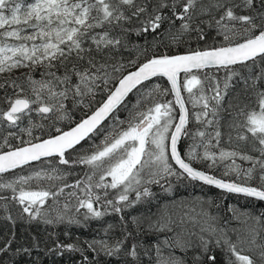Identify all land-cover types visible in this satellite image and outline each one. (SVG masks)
Returning a JSON list of instances; mask_svg holds the SVG:
<instances>
[{
  "label": "snow or ice",
  "instance_id": "1",
  "mask_svg": "<svg viewBox=\"0 0 264 264\" xmlns=\"http://www.w3.org/2000/svg\"><path fill=\"white\" fill-rule=\"evenodd\" d=\"M10 4L14 6L9 8ZM238 10L247 14H238ZM5 11L11 13L10 18L5 15ZM213 11L216 13L215 16L212 14ZM203 16L210 17L207 21L209 26L215 25L223 30L225 41H229L228 46L192 50L180 55L166 53L152 55L137 65L135 70L127 71L126 74L125 65L111 62L115 60L111 54L123 47L124 40L133 32L141 38L151 36L152 47L165 41L169 44L178 43L188 32H196L199 39H204L206 34L201 28L205 23L201 19ZM176 21H180L179 27ZM165 23H168L167 29H163ZM21 24L24 27H11ZM8 28L11 30H7ZM26 29L32 31L28 32ZM116 29L120 30L119 35L112 34ZM0 30H3L0 31V73L11 72L13 69H28L16 79L0 82V89L5 88V85H10L14 89L12 96L3 98L7 107L0 108V127L4 123L16 127L32 112L40 114L43 119L50 116L56 117L57 120L63 119L68 111L65 101L69 98L76 105L84 104L85 98H91L85 105L90 108L99 87L98 81L105 86L106 91V99L99 101V106L95 110L90 114L86 113L68 131L56 129L58 134L38 143L25 142L22 138L16 137L27 146L0 152V173L54 154L58 155L61 164L68 165L70 159L65 158L66 153L70 156L68 150L76 151V147L89 137L90 133L99 132L102 122L109 118L118 106L125 103L126 97L137 88V85H141L150 77L166 76L171 82L170 91L175 93V104L179 105V120L178 123H174L173 101L164 103L150 101L152 93H149L148 97L141 96L136 101L126 128L119 130L114 128L94 151L81 156L78 161H72L92 165L95 170L102 173L101 182L93 184L92 176H88L83 182V187L82 181L77 180L74 185L65 184L55 192L26 191L21 187L18 197L14 198L22 205V212L27 213L30 219L42 218L45 215L42 208L47 199L57 197L67 187L77 188L83 193V199L75 191L69 193L77 197L79 208H86L91 216L101 217L104 213L94 207V203H98L101 196L94 189L109 187L118 189L124 185L123 191L115 201L106 200L112 211L119 213L122 207L117 205L129 202L127 192L134 183H140L138 177L144 169H147L151 176L163 174L178 179L190 178L215 185L230 193H243L264 201V90L256 93L259 111L247 113L244 123L233 125L237 129V139L250 141L254 151L259 155H250L248 151L220 153L221 159L239 155L242 160L252 162V166L243 173L245 177L243 183L226 181L197 169L192 163L197 159L195 150L182 154L178 148L181 135L187 134L186 125L189 122V112L185 107L181 90L183 88L189 94H193V88L201 85V81L195 75L181 83L178 79L179 73L187 74L192 69L208 68L211 65L228 67L246 61L254 62L257 57L264 62V0H214L209 5H205L203 0H35L34 3L27 5L22 15L21 5L15 3V0H0ZM236 37H240L243 42L232 43ZM10 39L19 43H9ZM145 43L148 41L145 40ZM143 51L147 53L148 49L144 48ZM38 67L45 69L41 80H35L32 76ZM61 69L63 73L58 75ZM114 73L120 75L114 76ZM261 78L264 79V76ZM109 84L112 87H108ZM228 87L226 82L222 92L219 84H216L212 88L214 95L208 97L201 94L195 99L194 103L203 105L202 113L196 116L197 120L201 115L205 117L210 113L213 117L217 115ZM168 91L164 90L162 94H167ZM212 101L215 103L211 104ZM149 102L151 106L146 111L139 110ZM118 123L123 124L124 121ZM207 123L213 124L214 121L209 120ZM171 128H174V131H170ZM21 131H27L31 135V128ZM197 135L204 137L205 132L199 131ZM13 136L15 133L8 131L4 137L5 143L7 144L9 138ZM220 137L221 132L217 128L215 138L219 141ZM229 139L231 140V136ZM146 145L155 147L148 151ZM203 158L215 162L214 153L206 151ZM172 162L178 165V169L173 167ZM227 174L226 172L225 175ZM94 175L96 171L93 172ZM105 176L111 177L110 184L102 183ZM35 177L39 179L41 173L36 172ZM31 179V176L20 177L18 182L27 184ZM49 179L52 177L49 176ZM251 181L258 183L253 186ZM152 182L159 183L158 180ZM0 188H9L16 192L13 183L0 184ZM104 195L106 197L107 193ZM143 195H150L147 188L144 189ZM140 196L141 193L137 191V198ZM8 218L11 219L10 216ZM57 219L62 220L63 217ZM85 219H88L87 215ZM44 222L53 223L48 219ZM131 237L132 233L127 232L125 240ZM125 240L117 242L116 251L123 247ZM11 243V240L8 241L5 247ZM216 243L221 242L217 240ZM245 243L255 248L253 254H242L244 249L240 246ZM223 244L229 253L227 264H264V242L257 244L255 236L249 240L238 238L236 242L227 239ZM200 247L206 264H217L216 255L210 254L209 243L201 239ZM88 248L92 251L103 250L108 255L113 253V249L103 241L90 242ZM4 250L0 248V252ZM53 250L83 249L77 244L57 242ZM128 255L137 257L136 243L131 244ZM84 259L87 260V256ZM171 264L177 262L172 261Z\"/></svg>",
  "mask_w": 264,
  "mask_h": 264
},
{
  "label": "trees",
  "instance_id": "2",
  "mask_svg": "<svg viewBox=\"0 0 264 264\" xmlns=\"http://www.w3.org/2000/svg\"><path fill=\"white\" fill-rule=\"evenodd\" d=\"M17 1L28 3L33 0H15V2ZM238 14L247 13L238 10ZM201 19L205 21L201 25L203 32L206 34L204 39H199L196 32H188L178 43L169 44L168 41H165L163 44L152 47L151 36L141 38L133 32L129 38L124 40V46L116 49L111 54L115 57V60L111 62L125 65L124 72L126 73L152 55L165 53L176 55L192 50H205L229 45V41H225L223 37L217 34L215 25H208L209 16H204ZM176 24H180V21H176ZM21 26L23 27L22 24ZM167 28L168 23H165L163 29ZM97 31H100V29H97ZM112 34L119 35L120 30L116 29ZM145 40L148 41L147 44ZM240 41H242L241 38L232 41V43ZM144 48L148 49L147 53L143 51ZM15 70H21L20 74H16ZM27 71L28 69L21 68L13 69L11 74L9 72H6L4 75L0 74V82L16 79ZM44 71V68L38 67L33 71L32 76L40 77ZM62 73L63 69L58 74ZM193 75L197 76L201 81V85L193 88V94H189L183 88L181 90L184 101L187 104L189 122L186 125L187 134L181 135L178 148L182 154H187L194 149L197 155L201 144L206 145L207 132L211 129L215 131L218 128L221 132L219 141L215 138L214 133L212 137L213 143L210 147H206L207 152L215 154V162L212 159H204L205 153H203L201 160L195 159L192 161L193 166L219 178L243 183L245 179L243 173L252 166V162L242 160L239 155L221 159L220 153L221 151H248L250 155H259L258 152L254 151L250 141H239L235 137L237 136V129L233 125L244 122V117L241 115L235 116L234 114H237L243 107L256 102V93L261 91L259 87L264 89V79L261 78L264 76V62L257 57L254 62L246 61L221 68L196 69L187 74H179L178 79L183 83L185 79H190ZM154 81H158L161 88L160 91L153 92L149 100L160 103L173 101L175 123L178 118V106L175 104L173 94L170 91V85L165 78L157 77L154 80L145 82L136 89L128 100L117 108L110 118L101 125L100 131L90 134L89 137L76 147V151L68 150L70 156L66 153L65 157L70 159L68 165L61 164L59 157L53 156L6 173H0V184L13 183L16 187L15 193L12 189L0 188V197H2L0 199V248L5 249L0 252V264H156L153 244L161 236V232L156 227L159 223L152 224L150 220L155 218V215L160 211L165 202L176 197H191L198 193L209 196V199H211V202H209L211 203L210 208L223 219L230 217L231 205L239 206L256 213L259 212L264 219V201L215 189L190 178L178 179L175 176L164 178L159 183L142 186L135 191H128L129 202H121V204L117 205L122 207V211L119 213L113 212L111 206L106 203V200L115 201L122 192L121 188L124 185L119 186L118 189L110 187L107 189H94L101 196V200L98 203H94V207L104 213L101 217L91 216V214L87 213L86 208H79L77 197L71 196L69 193L75 191L81 199L84 197L83 193L74 187L64 188L63 193L58 194L55 198L49 197L42 208L45 214L42 218L30 219L27 213L22 212V205L14 198L18 197L21 187L26 191L49 190L55 192L63 188L65 184L74 185L77 180L82 181L81 187H83V182L86 181L88 176H92L93 184L101 182L100 175L102 173L95 170L92 165L78 162L72 163V161H78L81 156L88 155L94 151L96 146L101 145L105 136L114 128L117 130L126 128V120L129 119L128 113L130 112L129 104L136 94L141 92L146 86H150ZM226 82L229 87L226 90L227 94L221 102L217 115L215 117L211 113L207 117L201 115L200 119L197 120L196 116L202 113L203 105L202 103H194L195 99L201 94L208 97L214 95L212 88L216 84H219L223 92ZM164 90L169 91L167 94H162ZM13 91L14 89L8 87V85L0 89V108L6 109L7 105L3 98L5 96H12ZM104 99H106V91L104 87L100 86L96 90L90 108L81 104L76 105L69 98L65 102L68 111L63 119L57 120L54 116L43 119L41 115L33 114L29 117L31 124L28 125V128H31V135L27 131H19V127L16 128L14 131L15 136L10 137L7 144L5 140L0 142V152L26 145L22 144L21 139H17L16 137L22 138L25 142L31 141L33 143L58 134L56 129L62 131L68 130L78 123L86 113L90 114L92 110L99 106L98 102ZM210 103L214 104L215 102L212 101ZM257 104L258 102L254 103V105ZM150 106L151 102L146 103L139 110L146 111ZM234 110L238 111L235 113L231 112ZM209 120L214 121V123L208 124L207 121ZM118 121H124V123L119 124ZM199 131L205 132V136L200 137L197 135ZM229 136H231V140ZM9 145H11V148H9ZM154 147V145H146L148 151L153 150ZM144 158L147 159V156ZM94 171H96V175L93 176ZM36 172L41 173L39 179L35 177ZM226 172L228 173L227 175H225ZM29 176L32 179L27 184L18 182L20 177ZM49 176L52 179H49ZM102 183L110 184L111 177L105 176ZM250 183L255 186L258 181H251ZM145 188L149 190L150 195H143ZM137 191L141 193L139 199L137 198ZM105 193H107L106 197ZM78 208L79 211H77ZM85 215L88 216V219H85ZM9 216L11 219L8 218ZM61 216L63 219L58 220L57 218ZM45 219L52 220L53 223H45ZM127 232H131L132 237L125 240ZM102 237L108 239V245L113 249L111 255L106 254L103 250L99 252L88 248L90 241ZM10 240L12 243L5 247ZM121 240H125V243L119 251H116L117 242ZM57 242L77 244L83 250H53ZM133 243L137 244L138 255L136 258L128 255L129 247ZM209 247L211 249L210 254L217 257V264H227L229 253L225 247L222 245L219 247L213 241L209 243ZM177 252L181 255L179 256L180 264H206V258L198 248L184 252L177 250ZM85 256H87V260L84 259Z\"/></svg>",
  "mask_w": 264,
  "mask_h": 264
},
{
  "label": "rangeland",
  "instance_id": "3",
  "mask_svg": "<svg viewBox=\"0 0 264 264\" xmlns=\"http://www.w3.org/2000/svg\"><path fill=\"white\" fill-rule=\"evenodd\" d=\"M34 2L35 0L31 2L29 1L28 3L18 2V1L15 3H19L21 5V15H22L27 5ZM213 2L214 0H203V3L205 5L212 4ZM13 6L14 4H10L9 8ZM212 14L215 16L216 15L215 11H213ZM5 15L10 18L11 13L9 11H5ZM176 25L177 27H179V24ZM11 27H22V26L13 25ZM7 30H11V28H8ZM26 31L30 32L32 31V29H26ZM216 31L218 35L224 38L223 30L216 27ZM239 38L240 37H236L234 40H237ZM8 42L19 43V41H15L14 39H10ZM15 72L16 74H20L21 70L20 71L15 70ZM5 73H0V74L4 75ZM11 73L12 71L9 72V74ZM113 75L119 76L120 73H114ZM33 78L35 80H41L42 76L33 77ZM44 78L46 79V77ZM97 83L99 87L102 86L104 87L105 90V86L102 83H100L99 81ZM8 87L11 86L8 85ZM108 87H112V85L109 84ZM160 88H161L160 83L158 81H154L151 83L150 86H146L145 88L142 89L141 92L136 94L134 96V99L131 101V103L130 104L128 103L130 105V112L128 113V118L130 117V114L133 113L136 101L141 96L148 97L149 93L155 92L154 89H156V91L158 92L160 91ZM259 89L262 90L263 88L259 87ZM11 95H13V93ZM255 101L258 102L257 97ZM88 103H89V98H85L84 104L81 105L85 106ZM254 103L252 105H248L247 107H243L242 109H240V111L237 114L234 115L235 116L241 115L242 117H244L243 121L245 122L247 113L252 111H259L258 104L254 105ZM236 111L238 110H234L231 112L235 113ZM33 114L40 115L36 112H32L28 116H25L23 120L19 122V124L16 127H10L9 125H7V123H4L3 126L0 127V142L4 141V137L6 136L8 131L14 133L15 129L18 127H19L18 128L19 131H21L20 129H24V128L27 129L28 125L31 124L29 117H31ZM128 120L129 119H127L126 121L128 122ZM24 124L26 125L24 127H21ZM214 133L215 131L213 129L207 132V137L205 139L206 145L201 144L196 155L197 156L196 160L199 159L201 160L202 154L207 151L206 147H210V145L213 143L212 137ZM173 167H175L174 164ZM167 177L169 176H165L163 174H161L160 176H151L149 175L148 170L144 169L141 171V174L138 177L140 179V183L139 184L134 183L128 191H135L142 186L153 183L152 182L153 180L160 181ZM123 189L124 186L121 188V191H123ZM210 200L211 199H209V196L204 195L202 193H198L197 195L191 197L189 196L176 197L164 203L160 211L155 215V218L150 220L152 224L159 223V225H156V227H158V231L161 232V236H159L157 241L154 242L153 244L156 264H171L172 261H176L177 264H180L181 262L179 256L181 255L177 252V250H179L180 252L182 251L184 252L198 248L199 250L203 251L202 248L200 247L201 239H203L208 243H211L212 241L216 243V241L219 240L221 243L220 244L216 243V244L219 247L220 245H222L225 248L226 246L223 244V241L227 239L236 242L238 238L249 240L253 236H255L257 244L264 242V219L259 214V212L256 213L251 210L240 208L239 206L231 205L230 217L228 219H223L219 215H216V213H214L213 210L210 208V204H211L209 203L211 202ZM93 241H103L109 244L108 239L104 237L92 240L90 242ZM97 247L99 249V245H97ZM240 247H243L244 249L242 254L251 255L255 252V248L250 247L247 243L241 245Z\"/></svg>",
  "mask_w": 264,
  "mask_h": 264
},
{
  "label": "water",
  "instance_id": "4",
  "mask_svg": "<svg viewBox=\"0 0 264 264\" xmlns=\"http://www.w3.org/2000/svg\"><path fill=\"white\" fill-rule=\"evenodd\" d=\"M241 42H243V41H241ZM187 53V52H186ZM186 53H181V54H186ZM176 55H180V54H176ZM214 67H223V66H216V65H211V66H209L208 68H214ZM204 69V68H203ZM133 70H135V68L134 69H132L131 71H133ZM192 70H196V69H192ZM181 73H184V72H180L179 74H181ZM126 74V73H125ZM157 77H163V78H165L167 81H168V83H169V85H170V89H171V82L168 80V78L166 77V76H162V75H158V76H155V77H150L149 78V80H146V81H143L142 82V84L143 83H145V82H148V81H151V80H153V79H155V78H157ZM138 86V85H137ZM172 94H173V98H174V100H175V93L174 92H172ZM181 95H182V92H181ZM183 97V96H182ZM183 100H184V98H183ZM184 103H185V101H184ZM177 106H178V118H177V120H176V122L175 123H178V120H179V105L177 104ZM119 107V106H118ZM185 107L187 108V106H186V103H185ZM188 109V108H187ZM116 111V110H115ZM114 111V112H115ZM112 115V114H111ZM110 115V116H111ZM108 118H106V120H107ZM105 120V121H106ZM105 121H103L102 122V124L105 122ZM75 126V125H74ZM73 126V127H74ZM72 128V127H71ZM70 129V128H69ZM68 129V130H69ZM68 130H65V131H68ZM171 131H174V128H172V130ZM90 134H92V133H90ZM89 134V135H90ZM87 138V137H86ZM85 138V139H86ZM45 139H48V138H45ZM41 141V140H40ZM40 141H37V142H33V143H38V142H40ZM82 142V141H81ZM24 146H27V145H24ZM20 147H22V146H20ZM14 149V148H13ZM10 150H12V149H10ZM7 151H9V150H7ZM4 152V151H3ZM53 156H58V155H53ZM53 156H51V157H53ZM46 158H50V157H42L40 160H42V159H46ZM32 162H35V161H31V162H29L28 164H30V163H32ZM174 163V162H173ZM21 166H23V165H21ZM177 167H178V165H176ZM20 167V166H19ZM12 170V169H11ZM204 171V170H203ZM207 172V171H206ZM208 174H210V175H213V174H211V173H209V172H207ZM215 176V175H214ZM217 177V176H216ZM217 178H219V177H217ZM222 179V178H221ZM225 180V179H224ZM197 181H199V180H197ZM226 181H228V180H226ZM199 182H202V183H205V182H203V181H199ZM206 184V183H205ZM208 185V184H207ZM211 186H213V187H216L215 185H211ZM217 188V187H216ZM222 190H225V189H222ZM227 191V190H226ZM238 194H243V193H238ZM243 195H245V194H243ZM253 198H256V197H253ZM257 199H259V198H257ZM260 200V199H259ZM262 201V200H261Z\"/></svg>",
  "mask_w": 264,
  "mask_h": 264
},
{
  "label": "bare ground",
  "instance_id": "5",
  "mask_svg": "<svg viewBox=\"0 0 264 264\" xmlns=\"http://www.w3.org/2000/svg\"><path fill=\"white\" fill-rule=\"evenodd\" d=\"M241 42V41H240ZM237 64H239V63H237ZM231 66V65H230ZM214 68H221V67H214ZM208 69V68H207ZM132 70V69H131ZM191 71H193V70H191ZM154 80V79H153ZM149 82V81H148ZM144 84V83H143ZM142 85V84H141ZM141 85H138L137 86V88H135V89H133V91L131 92V93H129V95H128V97H126V101L128 100V98L135 92V90L136 89H138ZM260 90V89H259ZM264 90V89H263ZM125 101V102H126ZM187 105V104H186ZM120 107V106H119ZM118 107V108H119ZM95 110V109H94ZM42 118V117H41ZM110 118V117H109ZM108 118V119H109ZM107 119V120H108ZM51 158V157H50ZM47 159V158H46ZM43 160V159H42ZM36 162V161H35ZM32 163H34V162H32ZM32 163H30V164H32ZM173 163V162H172ZM174 164V163H173ZM27 165H29V164H27ZM175 165V164H174ZM23 166H25V165H23ZM176 166V165H175ZM20 167H22V166H20ZM177 167V166H176ZM195 167V166H194ZM17 168H19V167H17ZM178 168V167H177ZM16 169V168H15ZM198 169V168H197ZM13 170V169H12ZM199 170H201V169H199ZM10 171V170H9ZM197 181V180H196ZM197 182H199V181H197ZM200 183H202V182H200ZM202 184H205V183H202ZM205 185H207V184H205ZM207 186H210V187H212V188H215V189H219V190H222V189H220V188H216V187H213V186H211V185H207ZM222 191H226V190H222ZM226 192H228V191H226ZM229 193V192H228ZM234 194H238V193H234ZM238 195H242V196H246V195H243V194H238ZM246 197H249V196H246ZM250 198H253V197H250ZM254 199H257V198H254ZM259 200V199H258ZM100 252V251H99Z\"/></svg>",
  "mask_w": 264,
  "mask_h": 264
}]
</instances>
